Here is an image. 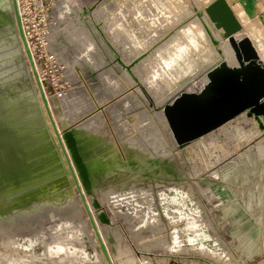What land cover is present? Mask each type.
Listing matches in <instances>:
<instances>
[{
	"label": "rangeland",
	"instance_id": "1",
	"mask_svg": "<svg viewBox=\"0 0 264 264\" xmlns=\"http://www.w3.org/2000/svg\"><path fill=\"white\" fill-rule=\"evenodd\" d=\"M214 1L55 0L51 10L49 42L43 52L37 50L34 53L44 90L52 106L50 111L53 120L55 121L54 113L60 130L63 131L72 125L78 128L91 123L90 128L76 129L83 142L84 155L89 162L105 169V165L111 163L106 162L105 159L116 153L122 161L126 158L125 162L129 161L131 164L132 173L124 181L115 182L107 177L105 171L94 172L93 175L96 185L93 195L98 201L101 199L104 202L105 212L111 222L106 229L103 227L105 225L102 227L104 236L108 235L107 239L105 238L107 244L109 242L108 253L112 254L115 264H130V262L131 264H264V123L260 126L256 123V126L253 118L238 117L239 119L232 120L223 129L214 131L210 135L213 139L210 136L205 137L201 142H197L201 146L189 147L187 158L179 153L174 158L170 151L167 152L169 156L161 154V158H158L160 154L152 150L143 139V137L146 139V135L152 131H157L155 133H159L160 138L161 133L165 134L167 139L169 135L164 125L163 107L184 91L200 92L208 79L207 72L219 63L215 47L205 43V39L199 34L198 26H192V23L198 21L199 14L204 13ZM263 1H255L258 8ZM226 2L231 10V4L242 3L239 0H226ZM259 12L257 14L254 8L252 14L259 16ZM260 35L264 45V28H261ZM192 37L196 38L197 45L200 46V51L198 50L194 57L191 58V54H188V59L194 62V67L186 70L185 67L181 68V74H178V77L172 75L174 69H167L163 61H166V58L167 60L173 58L181 46L184 48L189 45ZM168 42L172 44V47ZM143 56H145L144 59L135 65V68L127 70L126 67ZM117 59H120L124 66ZM137 74L141 78L144 75L145 79L152 82L150 87L153 91L147 89L146 84ZM149 77L152 78L149 79ZM158 82L162 85L156 84ZM156 85L158 88L155 87ZM153 92L154 95H152ZM55 103L63 108L72 121L68 122L65 118L58 117ZM148 127H151L150 131ZM242 128L250 132L251 138L249 136L248 140H243L235 135V129ZM230 132L236 137L232 138L233 135ZM141 133L144 135L141 136ZM136 139L145 145V150L149 151L146 152L147 154L151 153L152 157L156 158L149 161V169L146 167L144 170L142 167L138 171L136 167L140 160H136L135 163L128 160L124 144H130L144 151V148L138 144L135 145L134 141H138ZM233 140L237 142L236 145ZM214 143L217 146L220 144V149ZM189 149L192 151L190 152ZM31 150H38V148H35L33 143L32 146L23 148L25 154H29ZM222 151L225 152L224 155ZM214 172L216 174L212 175ZM175 186L183 191L186 190L185 192L190 195L179 198L177 202L180 201V203H177L172 200V194L168 192L167 201L166 199L161 201L159 193ZM149 187H151L150 191L155 193L154 195L144 197L139 193L136 199L135 197L131 199L128 195L124 197L125 199H120L117 207H112L105 198V194L132 190L136 195L138 191L147 190ZM81 189L85 191L84 188ZM116 196L112 195L114 198L112 201L117 202ZM85 199L93 203V198L87 194ZM138 200L141 205L138 204ZM137 205L141 207L138 208ZM79 206L83 209L81 202ZM73 207L67 208L69 214L56 217L46 224H39V228L10 232L6 235L8 238L0 235V262L5 263L9 260L8 258L18 255L26 256L29 250L39 257V263L59 264L58 260L62 258L50 256L48 251L57 238L60 240V237L55 236L54 233L62 230L64 236L74 240V243L78 242L77 245L81 247L82 253L86 254L81 256L80 261L71 257L69 264H107L97 250L98 242L84 209L82 220L77 219L75 223H71L73 228H58L61 224L70 221L69 218L72 216L70 211ZM164 207L168 208L169 212L172 211V215L181 212L189 218H196L198 224L205 228V232L211 238L210 248L221 255V258H210L196 251L193 252L187 242L189 234L184 231L185 223L182 221L178 223V228L181 226L179 229L181 244L175 247L172 243L174 227L165 217ZM135 209H138L137 212ZM194 209L198 213L194 214L192 212ZM142 210L147 211V216L141 213ZM30 221L27 215L18 216L16 225H28ZM66 226L63 225V227ZM74 230H77V233ZM13 241L18 242L20 248H24L23 250H26L27 245L33 242L32 248L16 252L9 247V243ZM46 243L52 244L46 247ZM66 259L69 258L66 257ZM127 261L130 262L127 263Z\"/></svg>",
	"mask_w": 264,
	"mask_h": 264
},
{
	"label": "bare ground",
	"instance_id": "2",
	"mask_svg": "<svg viewBox=\"0 0 264 264\" xmlns=\"http://www.w3.org/2000/svg\"><path fill=\"white\" fill-rule=\"evenodd\" d=\"M258 1H261V0H258ZM19 3H20V0L17 1V5ZM241 4L240 3L231 4V8H232L233 13L236 15L237 19L239 20L240 24L242 25V31L236 35V40L241 41L244 38H249L251 40L252 44L254 45L257 53H258L259 60L264 65V45L260 40V37H261L260 30H261V28H264V18L263 19L261 18V16L264 15V1H263V3L260 2L259 5H261V7L259 6V8H258V4L255 2V12L257 13L260 11L259 16H257L258 13L253 15L252 12H249L246 9H243L244 5L243 4L241 5ZM18 11H21V10L18 8ZM204 13L201 12V15L199 14L198 21L192 23V26H194V27L198 26L199 27V34L203 37V39H205L204 41H205V43L207 42L208 45L212 44V42H211L212 37L215 40H217L218 42H220L219 45L217 47H215V50L219 56V63L217 64V66L224 63L228 67H237L238 65H237V61H236L233 49L231 48L229 42H225L221 38V35L223 32L217 31L214 28L213 24L210 22V20L208 18H207L208 20L206 19L207 15H206V13L205 14ZM63 22H64V20H63ZM206 29L210 31L211 37L208 35ZM189 32H190V30H189ZM24 35H25L29 49L31 50V53L33 56L34 68L39 75V80H40V83L42 85L45 97H46L47 101L49 102L48 106L50 104V107H49V111H50V108L52 109V106L50 103V99H49L48 95L46 94V91L44 90V84H43L41 76H40L41 73H40L39 65H38L36 58H35L33 47L31 45V40H30V38L26 32H24ZM177 36H179V35L177 34ZM179 40H180V37H179ZM172 42H173V40H172ZM169 44H171V43H169ZM173 44H175V43H173ZM182 44H185V43H182ZM170 47H172V44ZM199 47L200 46L197 45L196 38L192 37L190 44L184 46V48H183V46H181L180 49H178V52L175 54V56L174 57L172 56L173 58L168 59V60L166 58V61H163L164 60L163 58H161V59H163L162 61L164 62L165 67L167 69H170V70L174 69L172 71V75H175L178 77L179 76L178 74H181V72H180L181 68L183 69L185 67L184 69L186 70V69H191L194 67V62H191L188 59L189 58L188 54H191V56H190L191 58L194 57L195 53L198 50L200 51ZM173 49H174V47H173ZM173 49H172V51H173ZM173 53H175V52H173ZM160 54H157V55H160ZM196 59H197V55H196ZM147 64H148V62H147ZM214 67H216V65ZM151 70H153V69H151ZM154 70H156V69H154ZM157 71H159V69H157ZM138 74H137V76H139ZM145 74H146V72H145ZM147 74H149V73H147ZM110 75H111V73H110ZM143 77H144V75H143ZM143 77L141 78L139 76V79L140 80L142 79L141 81H143V83L146 84L147 89L152 90V88L150 87V84L152 82L150 83L149 82L150 80L145 79V77H144V79H145L144 80ZM164 77H165V74H164ZM150 78H152V77H149V79ZM102 80H104V79H102ZM208 81L209 80L207 79L206 84L208 83ZM155 82H157V80ZM159 83L160 82H158L156 84H159ZM161 83H162V81H161ZM138 85H139V83H138ZM163 85H165V84H163ZM157 86L158 85H156L155 87H157ZM144 88H146V87L144 86ZM114 90H116V89H114ZM149 90H147V91H149ZM145 91H146V89H145ZM185 92H191V91H185ZM152 95H154V92ZM55 107L57 108L58 117H60L62 119L65 118V120H67L68 122L72 121V120H70L71 117L69 119V117L66 115L67 113L65 114L63 108L60 107L59 104L55 103ZM162 112L164 113L163 110H162ZM50 114H51V111H50ZM51 116H52V114H51ZM53 116L55 119V121L54 120L53 121L57 125L56 127L60 133V136L62 137L63 131L60 130V126L58 125L57 117H56V115H54V113H53ZM245 116L248 118H253V120L255 121V125L257 123V125L260 126L261 123L262 124L264 123V116H255V115L251 114L249 111L244 112L243 114H241L238 117H245ZM246 117H245V119H246ZM52 119H53V117H52ZM52 119H50V117H48V113H47V110L45 108L44 101L42 100L41 92L38 88V83L36 81V78L34 77L33 69L31 67L30 61L27 57L26 49L24 47V43H23L22 38H21L20 33H19L18 24H17L16 19H15L12 1L11 0H0V122L3 124H6V125H11V126L17 127L20 130V133L22 135L32 134V133L35 134L38 132L42 133L44 131L43 134L41 135V138L46 139V143H44V145L42 143L41 144L37 143L38 145L35 146V148L37 147V148L41 149V150H38V152H37V154L40 155L37 158L38 161L34 160V162H33L34 163L33 165H35L36 169H39L38 170L39 173H36L32 176H31V174L33 173V171L35 172L36 169L35 168L30 169L29 163H27L25 159L22 160L25 163V167H23V168H19V167H21L20 163L15 165V163L12 162V159H19V157L17 156V153H16L17 149L19 148L18 147L19 145L15 144L18 148L12 147L13 145L10 146L8 148V151H10V152L6 153V158H5L4 157V151H1V149L4 150V143L0 142V235H5L4 237L6 238L7 237L6 235H9L10 232L18 231L20 229L39 228V224H46V223L52 221L56 217L58 218L61 215L69 214V212H67V208L70 206H74L70 211V214H72L71 218H69L70 221L68 223L61 224L60 226H58V228H63V229L68 228V227L73 228L71 223H73L77 219L82 220L83 209H84V211L88 217L89 224L93 230L94 237H96V240L98 242L97 250H98V252L101 253L102 258L108 264L104 254L101 250L100 242H99L98 237L96 235V231L92 227L90 217H89V215H88V213L84 207V204L81 201L79 191H78V187L75 184L74 176L72 175L71 170H70V165H69L70 163H71L73 170L75 172V175L77 177L79 187L81 186L80 189L83 188V186H82L81 181L77 175V172L75 170V167L73 165V162L71 160L70 154L67 151V149H66V152L69 156L70 162L67 161V159L64 155V152L60 146L59 140H58L56 133H55L53 126H52ZM242 119H241V121H242ZM245 119H243V120H245ZM163 120H164V125L166 128V132L169 135V137H168L169 140H167L168 138L166 139V136L163 133H161V138H160L158 135L159 133H157V134L155 133L157 131H154V132L152 131L149 135H146L147 136L146 139L143 137V139L147 141L148 146L152 150H154L155 152L160 154L158 158H161L160 156H162L163 154L167 155L169 153V151L172 152L170 154H172L171 156H173L174 158L177 157V155H178L177 153L183 154V155H185L184 157L187 158V156L189 155V154L187 155V151H188L187 149L189 147L191 148L194 145H200V144H198L199 142H201L205 137H209L210 135H212V133H214V131H213L210 134L190 143L188 146H186L184 148H180L178 146L175 138H174V135H173L171 129H170V126H169V123L166 119L165 114L163 115ZM244 122H247V121H244ZM250 122H251V120H250ZM228 123H230V122H228ZM90 124L89 123L84 124L83 126H80L76 129L90 128V126H89ZM227 124L220 127L219 129H223ZM155 127H158V126H155ZM155 127H153V128H155ZM150 128L148 129L149 131H150ZM236 128H237V126H236ZM161 129H162V127H161ZM151 130H153V129H151ZM227 130H228V128H227ZM235 130H236L235 135H237L238 138L243 139V140L244 139L248 140V138L250 136V132H247V130L244 131L243 128L242 129H235ZM45 131H47V132L45 133ZM223 131H225V129ZM143 133H141V136ZM231 135H233V134L231 133ZM224 136H225V134H224ZM226 136H228V135H226ZM233 137H236V136L233 135L232 138ZM210 138L213 139L211 136H210ZM250 138H251V136H250ZM226 139H227V137H226ZM136 140H138V139H136ZM235 140H233V141L235 142V145H236L237 140L236 141ZM134 142H135V145L138 144L142 148L145 147V145H143V143L140 142L139 140L134 141ZM134 142L132 140V144ZM127 143H128V141H127ZM214 144H211V145H214ZM202 145H203V142H202ZM44 146H45V148L43 149ZM219 146H221V145L219 144L217 147H219ZM123 147H124L125 151L127 152L128 160H130L131 162L134 161V163L136 162V160L137 161L140 160V162H138L139 164L136 167V168H138V171H140L142 167H144L143 168L144 170H146L145 169L146 167H148V169H149L150 168L149 161L151 159H156L155 157L154 158L152 157L151 153H149V154L146 153V152H149V151L145 150L146 148H144V151H142V150H140L134 146H131L130 144H124ZM202 147H201V149H202ZM217 147H215V148H217ZM239 147H240V145H239ZM51 148H54V149L50 150ZM218 149H220V147ZM45 150H50V154H44V155H43V153L40 154V152L45 151ZM191 151H192V149L190 150V152ZM215 151H216V149H215ZM222 152L224 155L225 152L224 151H222ZM170 154H168L167 156H169ZM227 154H228V152H227ZM32 156H34V155H32ZM119 157H120L119 155H117L116 153H113V154H111V156H109L108 158L105 159L106 162L107 161L111 162V163H109L110 165L109 164L105 165V167H106L105 173L107 174V177L111 178L115 182H120V181H124V180L128 179L132 173V171H130L131 170V164L129 163V161L125 162L126 158H125V160L123 159L124 161H122ZM211 157H213V155H211ZM204 158H205V156H204ZM207 160H205V162ZM209 161H211V160H209ZM205 164H204V166H205ZM207 166H210V165H207ZM12 167H14V168L12 169ZM121 168H122V170L125 169V171L122 172ZM187 174H189V173H187ZM214 174H216V173L214 172L212 175H214ZM158 186H160V185H158ZM150 188L151 187H149V189H147V190H140L136 193V195H135V191H133V190L130 192H124V193L123 192L122 193L115 192L113 194L112 193L111 194H105V196H106L105 198H107V200L109 201V204H111L112 207H117L120 199H125L124 197H127L128 195L130 198L135 197V199L139 193H141L142 196H144V197H150V196L154 195L155 193L153 194V192L150 191L151 190ZM185 191H183V189L181 190L175 186V187L167 188L164 191H161L158 196L160 197L161 201H164V199H166V197L169 195V194H167L169 192L172 194V200L174 202H177V200H179V198H184V197L186 198L190 195V194L188 195V193H186ZM81 192L84 193L83 196H84V198H86V192L83 191V189H81ZM112 195H117L115 197V198L118 197L117 202L112 201V199H114V198H112ZM85 200H87V199H85ZM108 201L106 203H108ZM165 201H167V199ZM79 202L82 203L83 209L79 206ZM99 203L101 204L102 208H105V206H104L105 204L103 201H101V199L99 200ZM124 203H125V201H124ZM168 203H169V201H168ZM177 203H180V201ZM86 204H88L87 208L92 215V218L96 224L97 230L99 229L98 232L103 239L102 242L104 241L103 243H105L104 245L106 246L107 251H109V249H108L109 248L108 247L109 242L107 244V241H106L108 235L105 237L104 233H103V227H105V229H106L107 225L102 224L100 222V220L98 218L99 213L94 209L93 203L88 201V203L86 202ZM138 204L141 205L139 200H138ZM189 204H191V203H189ZM193 205H195V204H193ZM136 207L140 208L141 206L137 205ZM181 207H183V206H181ZM178 208H179V206H178ZM137 210L135 209L136 212H137ZM171 212L168 211V208L164 207L163 213H165V215H166L165 217L169 219V220L167 219L168 222H170L172 227H174L173 228L174 231L172 233L173 234L172 243H173V245H175V247L177 244H181L180 236H179V229L181 226L178 228V225L180 224L179 222L182 221L185 223V226L183 225L184 231L189 234V236H187V242L192 247L193 252L196 251V253L198 252L199 254L204 255L206 257L209 256L210 258L211 257L221 258V255H219L215 250L210 248L209 244H210L211 238H210L209 234H207L205 232V230H204L205 228H202L198 224V222L196 221V218H192V217L189 218L188 215L183 214V213L178 212V211H176L178 213H176L177 216H175L176 214L172 215ZM192 212L194 214L198 213V211L196 209L192 210ZM52 213H53V215H52ZM141 213H143L144 216H147V214H148L147 211H145V210H142ZM26 215L28 217H30V219H31L30 223L28 225L27 224L16 225L17 217L18 216H26ZM33 219L35 221H33ZM63 225H65V226L67 225V226L63 227ZM102 225H105V226L102 227ZM79 226H80V224H79ZM57 229H55V230H57ZM69 229H71V228H69ZM74 229H75V227H74ZM74 231H75V233H77V230H74ZM54 235L55 236L58 235L60 237V240H58V238H57L56 241H54V243H53L52 247L50 248V250L48 251V253L50 254V256H57L59 258H62V259L58 260L59 264L60 263L61 264H69V262H71V260H70L71 257H75L77 260L80 261L81 256L86 255V254L82 253L81 247L79 245H77L78 242L74 243L75 242L74 240H71L69 237L66 238L64 236L62 230H60L59 232H55ZM39 238H40V236H39ZM32 243L33 242H31L29 245H27L26 250L29 248H32ZM49 244H52V243H49ZM49 244H47L46 247L50 246ZM216 245H214V246H216ZM9 247L16 252L26 251V250H23L24 248H22V249L20 248L21 246L18 244V242H14V241L12 243H9ZM219 251H221V250H219ZM9 254H12V253L9 252ZM108 254L110 255V252ZM111 255L109 256L111 258L110 260H112ZM7 257H11V256H7ZM66 257H68L69 259H66ZM4 258H5V256H4ZM4 258H2V260ZM8 259L9 260L6 261L5 263L0 262V264H43L41 262L39 263L38 262L39 257L32 254L31 251L29 252V250H28V254H26V256L22 257V256L18 255V256H14L11 259L10 258H8ZM33 259H36V261H33ZM83 261H84V259H83ZM42 262H44V261H42ZM112 262H113L112 264H115L114 260H112ZM129 262L127 261V263H129ZM132 262H134V260ZM44 263H46V262H44ZM130 264H131V262H130ZM144 264H146V263H144Z\"/></svg>",
	"mask_w": 264,
	"mask_h": 264
},
{
	"label": "water",
	"instance_id": "3",
	"mask_svg": "<svg viewBox=\"0 0 264 264\" xmlns=\"http://www.w3.org/2000/svg\"><path fill=\"white\" fill-rule=\"evenodd\" d=\"M11 1L27 57L33 69L34 77L38 83V88L41 92L48 117L52 119L48 101L39 80V75L34 68L33 56L23 32L17 0ZM239 1L243 3L247 11H254L256 0ZM205 13L214 28L217 31L223 32L221 38L225 42H229L234 51L238 66L228 67L226 64L222 63L214 67L207 73L209 81L203 86L200 92L192 93L184 91L170 104H167L163 108L170 129L180 148H184L190 143L219 129L246 111H249L255 116H264V65L259 60L254 45L249 38H244L241 41L236 40V35L242 31V25L238 22L226 0L214 1L205 9ZM261 18L263 19L264 15H262ZM206 31L211 37L210 31L207 29ZM211 42L214 47H217L220 43L213 37L211 38ZM106 43L110 45L108 41H106ZM110 49L113 51L112 47ZM144 57L145 56L141 57L129 67H126L127 70L130 71ZM117 60L121 63L120 59ZM122 65L124 66V64ZM52 126L67 161H69V156L66 149L70 154L71 160L86 194L93 198V207L99 213L98 218L100 222L102 224L110 225L111 222L108 214L93 195V189L96 187L93 180L94 172L103 173L105 169L103 167H98L95 163L89 162L85 157L83 142L78 136L76 125L64 129L62 137L60 136L53 119ZM43 132L22 135L17 127L0 122V142L4 143V150L1 149V151H4V157L6 158V153L10 152L8 151L10 146L13 145L12 147H17L15 144H18L19 148L17 147L18 149L16 153L19 159H12V162H14L15 165L20 163L21 167L19 168H23L25 167V163L22 160L25 159L26 162L29 163L30 169H36L33 162L35 159L38 161L37 158L40 155H38L37 152L41 149L38 148V150H31L29 154H25L23 148L29 147V145L32 146V143L34 144V147L38 145L37 143H42L44 145L46 139L41 138ZM46 132L47 131H45V133ZM44 148L45 146L43 149ZM52 149L54 148H51L50 150ZM50 150L42 151L40 154H50ZM69 165L71 173L74 176L75 184L78 187L81 201L90 217L92 227L96 231L101 250L108 264H112L106 246L102 242V237L100 236L92 215L87 208L86 200L79 187L73 167L71 163ZM13 168L14 167H12V169ZM38 170L39 169H36L35 172L33 171L31 176L39 173Z\"/></svg>",
	"mask_w": 264,
	"mask_h": 264
},
{
	"label": "built area",
	"instance_id": "4",
	"mask_svg": "<svg viewBox=\"0 0 264 264\" xmlns=\"http://www.w3.org/2000/svg\"><path fill=\"white\" fill-rule=\"evenodd\" d=\"M54 2L55 0H20L18 4L23 32L29 36L34 53L37 50L43 52L49 42Z\"/></svg>",
	"mask_w": 264,
	"mask_h": 264
}]
</instances>
